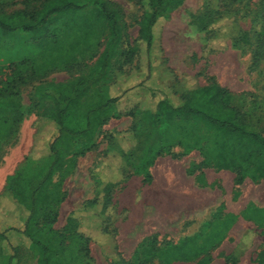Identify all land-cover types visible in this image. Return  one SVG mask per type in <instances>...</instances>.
I'll use <instances>...</instances> for the list:
<instances>
[{
    "label": "rangeland",
    "instance_id": "1",
    "mask_svg": "<svg viewBox=\"0 0 264 264\" xmlns=\"http://www.w3.org/2000/svg\"><path fill=\"white\" fill-rule=\"evenodd\" d=\"M46 1L0 0V11L24 12L29 19ZM108 1L120 11L124 26L111 79L118 94L146 78L149 60L139 40L141 0ZM156 32L155 42L162 52L159 60L152 61L155 76L144 81L148 87L165 85L181 97L190 87L217 82L234 94H253L255 106L248 114V126L264 135V46L259 48L261 56L253 66L254 49L264 38V0H182L180 6L170 10L168 19L158 23ZM107 37V26L98 22L92 7L78 15L59 19L54 15L41 39H33L22 31L5 35L0 29V100L8 104L7 112L0 115V222L7 226L21 215L10 199H2L9 180L28 157L44 155L39 135L41 131L54 130L47 120L53 105L35 98L36 87L88 76L104 50ZM165 67L170 73L164 72ZM143 100V92L136 89L118 107L128 110L141 105ZM140 114L136 118L125 115L108 119L96 147L76 157L74 164L55 175V192L45 208V218L37 227L53 241H57V235L62 237L59 238L62 262L121 264L119 260L123 259L127 264H139L133 254L144 244L138 252L140 260L147 258L145 264H159L155 249L179 245L194 234L203 233L205 209H213L222 202L225 206L218 219L225 218L228 210L238 215V222L229 232L233 234L231 243L248 234L244 241L256 236L264 244V225L257 223L259 216L251 212L239 214L248 206L264 211V180L254 182L247 178L243 185L236 186L233 175L208 170V185L205 184L208 187L201 189L192 176L183 178L178 170L173 187L161 191L146 188L147 201L142 197V180L136 174L129 181H122L123 150L133 148L139 153L145 147L143 137L137 141L131 133ZM3 116L6 122L2 121ZM192 124L199 135L208 133L203 121L193 120ZM174 141L177 143L178 138ZM182 153L183 149L175 144L171 155L179 159ZM192 157L193 162L202 159L197 150ZM186 162L184 159L183 164ZM128 170L133 173L131 168ZM106 186L112 188L113 225L106 221L109 210L102 207ZM71 217L76 219V234L68 231ZM81 234L88 238L80 239ZM85 248L89 250L88 256ZM196 263L182 260L173 264Z\"/></svg>",
    "mask_w": 264,
    "mask_h": 264
},
{
    "label": "trees",
    "instance_id": "2",
    "mask_svg": "<svg viewBox=\"0 0 264 264\" xmlns=\"http://www.w3.org/2000/svg\"><path fill=\"white\" fill-rule=\"evenodd\" d=\"M181 3L182 0L140 1L143 18L139 40L149 60L146 78L155 76L152 61L159 60L162 52L160 45L155 42L157 25L161 20L168 19L170 10ZM89 7L93 8L98 22L107 26V41L88 76L57 85L42 83L35 89V98L39 102L53 105V112L47 120L54 130L41 131L39 138L44 155L40 158L28 157L10 178L3 194L2 199H10L21 212L11 225L0 222V257H6L8 264H64L59 256L60 235H57V241H53L51 237L42 234L43 230L37 224L42 217L45 218V208L55 192V175L74 164L76 157L96 147L102 127L110 118L125 115L136 118L141 113L131 133L137 141L143 137L145 147L139 153L133 148L123 150L120 156L122 181H129L136 174L142 176L145 183H151V167L158 158L172 156L175 144L183 149L182 157L196 150L200 153L203 160L193 170H228L235 175L236 186L243 185L247 178L254 182L264 180V135L250 130L247 121L248 114L255 106L253 94H234L214 82L190 87L181 97H177L165 85L148 87L144 83L146 78L118 94L114 92L116 86L111 82L113 60L120 53L124 26L120 11L113 8L108 0H47L29 19L24 16L28 15L24 12L6 14L0 11V29L5 35L22 31L31 34L33 39H41L54 15L57 19L78 15ZM263 46L264 38L254 49L253 66L258 63L261 56L259 48ZM164 72L170 73V70L165 67ZM136 89L143 92L142 104L128 110L119 109V102ZM7 109L8 104L0 100V115H4ZM193 120L206 123L208 133L199 135L192 124ZM2 121L6 122L4 116ZM175 138H178L177 143ZM136 160L138 163L135 165ZM116 177L119 175L116 174ZM111 193L110 186L104 187L102 207L109 210L106 221L113 225L110 219L115 209L110 206ZM221 208L215 221L208 224L202 234L189 237L179 245L155 249L159 264H173L182 260L208 264L211 260L210 250L217 247L237 220L233 214L218 219ZM247 212L258 215L257 223L264 225L262 209H248ZM68 231L76 234V219L73 217L69 219ZM84 238L88 237L81 234L80 239ZM144 246L142 244L139 250ZM84 250L88 256V248ZM139 250L136 249L133 256L139 264H145L148 259L141 261ZM145 255H148L147 250ZM261 258L264 261V252ZM231 261L234 258L229 257L227 264ZM119 262L127 264L123 259Z\"/></svg>",
    "mask_w": 264,
    "mask_h": 264
},
{
    "label": "crops",
    "instance_id": "3",
    "mask_svg": "<svg viewBox=\"0 0 264 264\" xmlns=\"http://www.w3.org/2000/svg\"><path fill=\"white\" fill-rule=\"evenodd\" d=\"M221 85V84H220ZM228 89V88H227ZM230 90V89H229ZM231 91V90H230ZM247 93V92H245ZM194 152L191 154L184 156L182 158L176 159L173 156L165 155L157 159L154 166L151 167L150 171L153 176V181L149 184L144 182V178L142 176H138L140 178V182H142L141 185L144 186V189L142 188V197L144 199L148 198L147 193L148 189L146 188H153V189H159L165 190L167 188H171L176 184V181L174 179V174L177 173L179 170L180 173H183V178H188L192 176L194 178V184H196L199 188H207L205 184L208 185V179H207V171L208 170H214L218 174L221 173H229L233 175L234 181H235V175L228 171V170H217L215 168H203V169H196L192 170L194 166H198L203 159L198 160L197 162H193L191 158ZM187 159V162L183 164V160ZM222 177V176H221ZM182 178V179H183ZM188 183V182H187ZM220 183V182H219ZM177 183V187H180ZM181 186L183 183H180ZM184 187V185H183ZM189 187H186L188 190ZM146 199L145 201H147ZM224 205V203H219L218 205L212 207H208L205 209L207 211L206 218L202 221L203 224H201V227H207L208 224L215 221V217L217 215V212L219 209ZM225 206V205H224ZM248 208H245L242 210L239 214L241 216L244 215L248 211ZM226 211V210H225ZM235 213V214H234ZM227 214H233L236 215V212L234 210H228ZM244 219V218H243ZM238 222V220L230 227V229L226 232L224 238L221 240V242L215 247L214 249L210 250V262L208 264H227V259L229 257L234 258V261H231L229 264H264V261L261 258V253L264 252V244L258 241V238L255 236L252 237V239L248 240L245 239V236L248 234H245L240 241L237 243H231V239L233 237V234L231 235L229 232L231 228ZM204 228V229H205ZM201 233V232H200ZM153 234V233H152ZM229 234V235H228ZM197 235L194 234V236ZM233 245L232 248H229L227 246ZM136 250V249H135ZM134 250V252H135ZM223 251V252H221ZM237 252L240 253L239 256H237ZM219 253V254H218ZM221 253H224L221 256ZM236 254V255H235ZM198 262V261H197ZM0 264H8L6 257H0ZM197 264V263H196Z\"/></svg>",
    "mask_w": 264,
    "mask_h": 264
}]
</instances>
